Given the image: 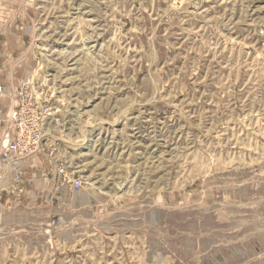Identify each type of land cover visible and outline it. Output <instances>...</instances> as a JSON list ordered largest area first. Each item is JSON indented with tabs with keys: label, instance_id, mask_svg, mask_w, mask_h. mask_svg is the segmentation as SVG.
<instances>
[{
	"label": "rangeland",
	"instance_id": "rangeland-1",
	"mask_svg": "<svg viewBox=\"0 0 264 264\" xmlns=\"http://www.w3.org/2000/svg\"><path fill=\"white\" fill-rule=\"evenodd\" d=\"M26 80L0 264H264V0H0V138Z\"/></svg>",
	"mask_w": 264,
	"mask_h": 264
},
{
	"label": "built area",
	"instance_id": "built-area-1",
	"mask_svg": "<svg viewBox=\"0 0 264 264\" xmlns=\"http://www.w3.org/2000/svg\"><path fill=\"white\" fill-rule=\"evenodd\" d=\"M30 86V80H26L7 95L10 105L5 118L6 129L2 133L5 138H0L5 142L1 148L0 164L8 168L15 178L21 174L22 160L31 156L44 140L45 126L53 109L50 99L46 96L38 99ZM59 170L63 171L62 164ZM74 186L79 188L81 181L77 179Z\"/></svg>",
	"mask_w": 264,
	"mask_h": 264
}]
</instances>
